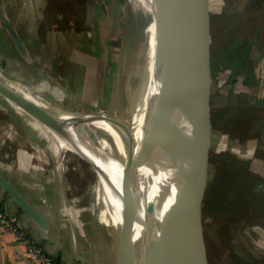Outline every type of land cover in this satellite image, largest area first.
Returning a JSON list of instances; mask_svg holds the SVG:
<instances>
[{
    "label": "rangeland",
    "instance_id": "374dc122",
    "mask_svg": "<svg viewBox=\"0 0 264 264\" xmlns=\"http://www.w3.org/2000/svg\"><path fill=\"white\" fill-rule=\"evenodd\" d=\"M6 1L0 0V10L1 2ZM22 1L39 36L57 25L62 28L74 25L76 31L90 33L91 39H94L91 55L100 63V74L91 83H86V89H82L87 94L86 100L83 99L84 104L79 98H64L60 89L52 85L47 90L40 89V85L35 89V84L40 81L35 78L19 83L15 77L6 73L9 70L7 64L0 65V75L36 97L49 99L64 112L80 111L97 115L98 110L103 109L115 119H130L137 109L140 87L148 64L151 43L149 26H154L153 36L155 42L160 43L161 49L169 35L166 20L158 24L151 23L141 13L130 20L127 0ZM211 1L213 3H207L208 91L201 194L205 261L206 264H264V154L257 151L264 145V108L257 109L256 105H250V95L242 90L244 81H238L242 74H246L242 72L245 68L241 48L244 47L236 48L226 44L221 49L223 43L218 39L224 21L222 17L225 16V0L222 3L221 0ZM95 24L98 34L94 32ZM225 25L223 28L229 29L227 23ZM252 26L246 28L250 31V37L254 30ZM103 37L106 54L99 50L102 48ZM57 75L63 81L69 74L65 70L62 73L58 71ZM224 91L227 95L230 93L231 97H240V105H232V102L227 104ZM7 101L0 94V163L31 177L29 188L33 191V199L39 198L34 201L39 206L46 202L42 198L48 196L46 189L42 193V181L48 187L50 177L51 193L59 192L61 183L64 195L55 203L57 210L66 215L70 211L83 213V217L80 216L82 230L77 232L73 224L75 232L72 233L78 239L73 243L75 260L83 264H112L108 228L103 227V221L100 226L95 217L96 200H101L102 195L96 197L95 194L96 182L100 177L94 165L87 158L69 150L62 152V163L59 164V158L54 153V137L44 129L35 127L33 116L23 110L24 113L16 112L15 106ZM237 107L244 108L238 117L235 116L237 124L233 126L224 123L223 115L230 110L232 121ZM251 108L254 111L249 110ZM89 123L86 120L70 122L76 133L90 143H95ZM225 132H229L227 137ZM114 190L122 194L120 182L112 189L113 194ZM110 206L122 232L124 209L121 195ZM104 213L102 211L103 218L106 215ZM146 213L144 222L154 225L153 212ZM89 215L90 218H87ZM138 244L137 239L132 245L137 247Z\"/></svg>",
    "mask_w": 264,
    "mask_h": 264
},
{
    "label": "bare ground",
    "instance_id": "6f19581e",
    "mask_svg": "<svg viewBox=\"0 0 264 264\" xmlns=\"http://www.w3.org/2000/svg\"><path fill=\"white\" fill-rule=\"evenodd\" d=\"M127 1L130 7L128 12L131 16L130 20H133L137 13H141L151 23L158 24L166 20L168 30L173 26L177 13L180 15L185 5L183 0ZM131 11L133 14L130 13ZM153 29L154 26L150 25L151 43L148 64L140 87L137 109L130 119H116L117 126L106 120L113 118L107 110L99 108L97 119L91 116L94 113L64 112L63 109L57 108L60 106L49 99L36 97L37 95H33L17 84L10 83L5 76L0 75L2 85L17 91L39 108L69 119L58 120L48 116L33 115L6 98L7 102L15 106L16 112L24 113L25 111L33 116L36 118H33L34 126L44 129L54 137V153L59 158V164L62 163V152L69 150L77 156L87 158L94 165L100 177L96 182L95 194L96 197L102 195L101 200H96L95 217L100 226L103 221V227L108 228L109 250L113 256L112 264H150L155 245L156 223L159 217L166 165L168 114L164 108L167 45L165 42L160 49V43L155 42ZM82 99L81 97L79 100L82 101ZM81 118L90 122L88 125L92 127L95 143H90L72 129L71 120ZM120 134L124 136L128 144L123 141ZM118 182L121 184L122 194L118 190H114L113 194L112 189ZM130 193L133 194L132 198ZM120 195L121 199L123 198V225L126 222V227H129L132 242L139 240L137 247L122 243L123 231L120 232L115 213L110 211V204L115 199H120ZM102 211L106 214L104 218ZM148 211L153 212L154 225L144 222V215ZM134 217V225H129Z\"/></svg>",
    "mask_w": 264,
    "mask_h": 264
},
{
    "label": "crops",
    "instance_id": "0c3cea01",
    "mask_svg": "<svg viewBox=\"0 0 264 264\" xmlns=\"http://www.w3.org/2000/svg\"><path fill=\"white\" fill-rule=\"evenodd\" d=\"M211 2L213 3V1L207 0L208 4ZM1 4L0 65L7 64L6 67L9 70L6 73L15 77L21 84L34 78L40 80L35 84L37 85L35 89H38L40 85V89L47 90L52 85L53 88L60 89L64 98L80 99L82 97L86 100L87 94L82 92V89L88 85L87 82L91 83L96 76H99L101 70L97 58L91 55L94 44L91 34L76 31L74 25L66 28L57 25L46 31L43 36H39L34 29V21L31 22L30 13L27 12L22 0H7L6 3L1 2ZM224 4L225 16L235 18L244 14L249 7L250 0H225ZM93 28L97 33L96 24ZM96 38L98 39V35ZM102 40L103 43L100 38L102 48L97 47V49L106 54L104 37ZM253 48L255 49L253 50ZM250 59L252 68L246 74H242L238 81H244L245 85L243 84L244 89L242 90L250 95V105H256L257 109L264 108V49L253 43ZM58 63L61 67H57ZM65 70L69 75L66 80L61 81L57 72L62 73ZM248 79L253 81L247 82ZM207 81L208 67L206 63V83ZM224 93L227 104L232 102V105H240V97L237 99L231 97L230 93L228 95L227 92L224 91ZM223 117L225 122H230L232 112L229 110ZM262 127L264 128V121ZM228 133H224L225 137L228 136ZM257 151L264 152V145ZM0 174L10 187L19 192L39 212V217L34 218L25 213L1 183L0 212L9 217L16 228L25 232L29 239L38 242L47 255L57 257L62 264H83L81 261L75 260L76 250L73 243L78 239H75L76 236L72 233L75 232L73 224H75L77 232L82 230L83 224L80 216L83 213L70 211L66 215L57 210L55 203L59 197L62 199L64 195L61 183H59V192L51 193L50 177L48 187L43 185L44 181H42V193L44 194L46 189L48 196L45 199L42 198V201L46 202L43 206H39L37 202H34L39 198L33 199V191L29 188L31 177L16 170L13 171L12 168L1 163ZM87 218H90V215ZM0 264H33L28 260L25 244L15 239L12 233L3 229H0Z\"/></svg>",
    "mask_w": 264,
    "mask_h": 264
},
{
    "label": "water",
    "instance_id": "95a60500",
    "mask_svg": "<svg viewBox=\"0 0 264 264\" xmlns=\"http://www.w3.org/2000/svg\"><path fill=\"white\" fill-rule=\"evenodd\" d=\"M183 1L184 9L180 15L177 13L173 26L169 28L166 42V165L150 264H206L201 230V194L208 91L207 0ZM0 94L30 114L58 120L68 119L39 108L17 91L1 83ZM91 116L98 118L95 114ZM106 120L117 126L115 118ZM120 135L128 144L124 136ZM126 172L125 169V174ZM0 183L25 213L34 218L39 217V212L19 192L10 187L1 174ZM123 183L125 184L124 181ZM133 220L135 221V217L129 225H134ZM122 231V243L132 247L133 242L126 222Z\"/></svg>",
    "mask_w": 264,
    "mask_h": 264
},
{
    "label": "trees",
    "instance_id": "16d2710c",
    "mask_svg": "<svg viewBox=\"0 0 264 264\" xmlns=\"http://www.w3.org/2000/svg\"><path fill=\"white\" fill-rule=\"evenodd\" d=\"M222 19L224 21L223 23H221V34H219L220 37L218 39L221 41V43H223L221 49H223L226 44L236 46V48H240L243 46L244 48H241V54L243 66L245 69L242 72L247 73L252 68V60L250 59V54L252 51L253 43H256L259 47L264 49V0H250L249 7L245 10L243 15L235 18L223 16ZM229 22H233V24H230ZM225 23H227L229 29L223 28L224 26H226ZM251 26L252 28H254V30L253 35L250 37V31L246 28ZM236 48L233 50V52L236 51ZM243 109L244 108L242 107L238 108L237 110L234 109L235 114L232 121H222L227 124H234L233 126H235L237 124L236 117H238V113ZM245 109L247 110L248 108ZM249 110L254 111L252 108ZM262 154H264V152H262Z\"/></svg>",
    "mask_w": 264,
    "mask_h": 264
},
{
    "label": "built area",
    "instance_id": "2783aa9c",
    "mask_svg": "<svg viewBox=\"0 0 264 264\" xmlns=\"http://www.w3.org/2000/svg\"><path fill=\"white\" fill-rule=\"evenodd\" d=\"M222 1L223 0H221V3ZM0 229L12 233L15 239L22 241L25 244L28 260L33 264H62L57 257L47 255L38 242L29 239L25 232L19 231L13 221L1 212Z\"/></svg>",
    "mask_w": 264,
    "mask_h": 264
}]
</instances>
